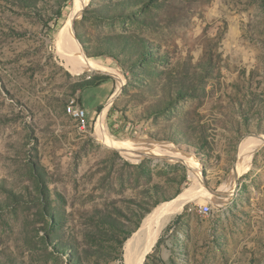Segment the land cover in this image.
Returning a JSON list of instances; mask_svg holds the SVG:
<instances>
[{"label":"rangeland","instance_id":"374dc122","mask_svg":"<svg viewBox=\"0 0 264 264\" xmlns=\"http://www.w3.org/2000/svg\"><path fill=\"white\" fill-rule=\"evenodd\" d=\"M74 3L0 0V264H125L128 240L183 192L144 264H264V143L239 164L264 135V0H89L74 25L88 57L113 47L128 65L153 49L132 69L92 58L123 74L115 98L117 76L75 72L58 50ZM186 64L201 82L164 103ZM94 77L107 80L81 88ZM73 97L85 130L66 112ZM107 107L106 133L136 157L96 135Z\"/></svg>","mask_w":264,"mask_h":264},{"label":"bare ground","instance_id":"6f19581e","mask_svg":"<svg viewBox=\"0 0 264 264\" xmlns=\"http://www.w3.org/2000/svg\"><path fill=\"white\" fill-rule=\"evenodd\" d=\"M89 0H75L74 6L71 10V14L68 17V20L65 23V26L57 34V47L66 60L67 64L75 72H84L87 69H105L111 74H114L119 79L116 94L112 97H116L121 91L122 84L124 83L123 74L119 72L116 68H111L106 65L101 64L95 59L89 58L86 56L81 44L76 38L72 22L73 20L81 13L83 8L88 4ZM77 101L74 97L69 101L66 106V112L73 117L77 122L79 121V113L73 111L74 105L77 104ZM109 107H107L101 114L96 130V135L104 143L109 146H113L121 149L125 155L136 157L137 152H133V145L131 146L128 142L115 141L106 133L105 129V117L108 112ZM79 124V123H78ZM85 130V129H83ZM259 143H264V135L260 136L258 141L249 139L245 141L240 147V163L241 166L244 163H248L251 159V154L254 147L259 145ZM141 146V145H140ZM143 147V146H142ZM142 150V148H141ZM184 153V152H182ZM126 155V156H127ZM180 158H185L187 161H190L195 172L199 175L201 173L200 163L195 159L192 154H180ZM179 158V157H177ZM242 162V163H241ZM239 166V165H238ZM248 166V165H247ZM240 168V167H239ZM232 188L235 186L234 182L231 184ZM188 193H181L175 199L167 202H163L157 206V209L150 213V216L156 217L155 223L152 227L148 228L144 233H136L131 237L126 243L125 247V264H143L146 255L150 252L154 246L156 239L160 235L163 228L166 224L172 219L174 215L179 213L188 201ZM207 214L206 212H203Z\"/></svg>","mask_w":264,"mask_h":264},{"label":"trees","instance_id":"16d2710c","mask_svg":"<svg viewBox=\"0 0 264 264\" xmlns=\"http://www.w3.org/2000/svg\"><path fill=\"white\" fill-rule=\"evenodd\" d=\"M113 16H115V14H113ZM147 49H148V47H146V49H143L142 51L140 50L136 54V56H132L130 58L128 65H126V61H124L122 59V57L119 55V53L117 52V49H114L113 47L111 49L99 47L98 49L94 50L93 52H91L90 49L88 48L87 51H88L89 57H91V58L101 57V56H110V57H113L115 60H117L119 63H121L122 67L125 68L126 66H128L129 68L132 69L139 64L147 63V62H145L147 59L152 60L151 56H153V55H150V54H153L152 53L153 49L149 48L150 51H148ZM120 51L123 52L124 48H121ZM199 75H201V72L199 70L194 71L193 69L190 68V66L188 64H186L185 66H182V68H179V70L177 72H174L173 75L170 76V82L172 81V83H173L172 88H173V90H175V93L172 95V97H170L168 99L166 98L164 103L170 104L172 102L173 98L181 99L185 94L189 95L190 93H188V92H191L190 90H192V88L196 89L197 88L196 86H198V83L201 82L197 78V76H199ZM105 78H107V76ZM105 78L103 79V77H94V79H90V80L85 81L81 85V88H88L91 86L100 85L105 80H107ZM108 79H109V77H108ZM181 80H183V83H179ZM184 88H186V89H184ZM80 101L81 100L78 99V101H77L78 104H80L79 103ZM98 109H99V111H101L103 109V106L102 105L99 106ZM130 234H131V232H128L127 237H129Z\"/></svg>","mask_w":264,"mask_h":264},{"label":"built area","instance_id":"2783aa9c","mask_svg":"<svg viewBox=\"0 0 264 264\" xmlns=\"http://www.w3.org/2000/svg\"><path fill=\"white\" fill-rule=\"evenodd\" d=\"M73 111L74 112H78L79 113V127L81 129H86L89 126V120H88V112L87 110L80 104L74 105L73 107ZM201 211L202 212H206V213H210L212 212V206L208 203L201 205Z\"/></svg>","mask_w":264,"mask_h":264},{"label":"crops","instance_id":"0c3cea01","mask_svg":"<svg viewBox=\"0 0 264 264\" xmlns=\"http://www.w3.org/2000/svg\"><path fill=\"white\" fill-rule=\"evenodd\" d=\"M113 93H111V95H112ZM111 95L109 96V97H111ZM241 161V160H240ZM237 165H238V157H237V162H236V165H235V170H237L238 169V167H237ZM252 166H253V162L251 163V167H250V169L252 168ZM249 169V170H250ZM248 170V171H249ZM248 171H246V172H248ZM246 172H242V174H244V173H246ZM235 176V174L233 173V176H232V179L234 178L235 179V181H237V179H239L240 178V176H241V174L240 175H237L236 176V178L234 177ZM232 181V180H231ZM227 185V184H226ZM236 188H237V186H236ZM234 190H235V188H234ZM216 192H218L219 193V195L217 196V197H215L214 196V194H213V198L216 200V201H218V202H221V201H224V200H226V199H228L229 198V194H227L225 191H221V190H216ZM204 204H206V203H204ZM208 204H210V203H208ZM182 219H183V217H182Z\"/></svg>","mask_w":264,"mask_h":264},{"label":"water","instance_id":"95a60500","mask_svg":"<svg viewBox=\"0 0 264 264\" xmlns=\"http://www.w3.org/2000/svg\"><path fill=\"white\" fill-rule=\"evenodd\" d=\"M81 13H82V11H81ZM81 13H80L77 17H79V16L81 15ZM77 17H76V18H77ZM76 18H75V19L73 20V22H72V25H73V29H74V31H75L74 25H75V20H76ZM86 56H87V54H86ZM87 57H88V56H87ZM109 74H110V73H109ZM213 194H214L215 197H217V196L219 195V193L216 192V191H215ZM155 209H157V208H155ZM155 209H154V210H155ZM141 225H142V224H141ZM140 228H141V227H140ZM146 258H147V256H146ZM146 258H145L143 264L145 263Z\"/></svg>","mask_w":264,"mask_h":264}]
</instances>
